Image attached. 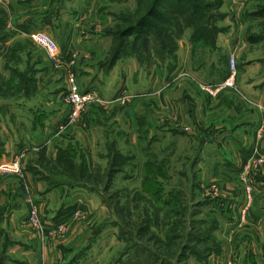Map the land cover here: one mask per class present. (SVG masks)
Returning <instances> with one entry per match:
<instances>
[{
	"label": "rangeland",
	"instance_id": "obj_1",
	"mask_svg": "<svg viewBox=\"0 0 264 264\" xmlns=\"http://www.w3.org/2000/svg\"><path fill=\"white\" fill-rule=\"evenodd\" d=\"M47 1L49 4H44ZM200 1L216 3L211 12L219 15L217 36L229 30L223 36L232 39L216 48L217 36L198 32L193 40L189 37L193 28H184L174 53L183 54L189 67L178 68L166 85L167 81L160 80L161 86L150 94L144 88H130L131 75L126 73L129 88L121 85L118 89L117 85L114 89L112 85L106 92L101 78L87 75L86 70L111 71L120 39L123 45L129 44L120 52L125 57L132 42L136 46L133 56L143 68L142 78L149 79L147 72L154 66L164 69L162 58L150 51L159 47L156 39L165 35L156 38L151 29L138 28L122 34L138 25L154 0H0V107L15 106L21 100L29 106L40 105L54 116L62 115L43 145L13 148L19 169L0 170V199L8 191L2 186L9 187L11 180L23 178L27 186L26 172L44 189L27 190L38 200L63 184L66 189L53 194L41 207L32 197L27 198V204L17 200L28 214L20 218L11 210L9 223L0 222V264H264V119L257 130L255 155L229 174L219 167L223 155L218 153L219 145L206 142L216 130L201 122L199 106L191 108L189 120L184 121L180 111L186 113V103L175 110L159 102L163 90H185L194 102L201 97L202 106H211L213 111H227L240 102L246 109L264 112V103L257 104L238 86L239 76L246 75L239 70V60L264 57V0ZM176 3L182 7L178 0H170L169 7L160 10L169 20L178 21L182 8L172 10ZM45 14L54 16V31L63 37V27L72 26L76 38L84 39L75 47L85 49H74L59 61L53 59L44 45L29 35L45 31L31 29L36 19L47 24L43 22ZM159 17L163 16L157 13L149 20L162 26L166 22ZM103 35L110 41L107 52L102 49L96 54L92 47ZM184 37L190 40L181 51ZM63 45H59L61 52ZM170 47L172 52V44ZM227 47H231L229 53H224ZM222 68H228V74L217 82L204 83L195 75L208 70L219 73ZM71 72L77 76L80 90L95 89L99 99L74 103L69 98ZM231 77L233 84L228 83ZM183 80H188L186 89L179 90ZM74 111L77 119L71 116ZM166 116L176 121L180 131H172L167 139L164 131L151 138L153 120L158 117L164 122ZM5 120L6 115L0 113V143L7 139L2 130ZM214 142L219 144L216 139ZM81 182L87 187L78 184ZM71 188L86 192L91 203L87 211L79 209L50 231L29 219L32 207H37L41 218V209L57 208L70 196ZM29 235L39 238L31 245L35 250L26 248L24 254L9 245L10 240H25ZM49 245L52 252H47ZM250 248L256 254L253 261L244 257Z\"/></svg>",
	"mask_w": 264,
	"mask_h": 264
},
{
	"label": "crops",
	"instance_id": "obj_2",
	"mask_svg": "<svg viewBox=\"0 0 264 264\" xmlns=\"http://www.w3.org/2000/svg\"><path fill=\"white\" fill-rule=\"evenodd\" d=\"M44 4H49V2L48 1L44 2ZM43 19H44L43 22L47 24L44 25L41 22H38V20L36 19L35 21H32V25H34V27H32L31 29L43 28L45 32L48 31L50 34L54 36L53 38L59 43V45L61 44L63 45L65 43L64 45L66 48L63 47L64 45L61 46L62 47L61 58H65L68 55H70L71 54L70 52L72 50L79 49L75 47L76 42L84 39L76 38L75 33L71 32L72 26H69V28L63 27V30L65 31V35L63 37L60 34H58L57 31L56 33L54 31V27L52 25V23H54V16H52L51 14H46V17H44ZM228 31L229 30L225 32H221L218 36L216 35L218 37L217 40L218 46L216 48H219L221 44L227 42L225 41V39H230V38L232 39V37L223 36V34L228 33ZM185 37L181 38V40H183L181 41V45H179V47L181 46V51L183 48L188 46L187 44L191 39V33L189 34L190 37L189 40L188 38ZM95 40H99V42L95 41L96 44H94V46L92 47L94 53L97 54L102 49L104 51L107 50L106 48L110 42L108 40L107 35H103L100 37L98 36V38ZM229 48L231 47H227L226 48L227 51H224V53H229ZM84 49L82 48L79 50H84ZM124 54L125 53L122 52L119 55V57L115 61L116 64L111 71L110 70L105 71L104 69L88 68V70H86V74L91 76L98 75V77L101 78V80L103 81V88L106 89V92L110 91V88H112L113 86L115 89L117 85H118V89L121 88V85H123L124 88L128 87L127 84L129 85L128 83L129 80L130 88L131 87L132 89L144 88L147 91L150 90L149 93L152 94L151 89L158 87L160 85L158 83L160 82V80L163 79L164 82L167 81L166 83H164L166 85L169 82L173 81V77L176 75L175 72L178 68L183 70L189 67V62L187 58L183 54L179 53L176 54L175 61L178 58L177 60L178 62L175 68H173L172 65L170 66L169 58L162 59L164 69L162 67L160 68L154 66L153 68L149 69V72H147L149 79H145L142 78L144 74L143 68L139 66L138 61L136 62L137 59L133 56L134 51L131 50L126 57L123 56ZM226 58L228 59V57ZM238 65L241 73L246 74L245 76L243 75L239 76L238 86H240V88L242 87L241 89L243 91L240 88L239 89L242 92L246 93L250 99L252 100L254 99L255 102H257V104L264 103V57L247 56L242 61L239 60ZM194 70L192 69V72ZM253 71H255V73H253ZM124 73H126L128 77H130L131 75V78L128 80L124 78L125 76ZM227 74H228V68H222L221 72L219 73H216L213 70L211 71L208 70V72L206 71V73H204L203 75L198 71L195 73L196 77L199 76L204 81V83L220 81ZM186 81L188 80H183L180 83L179 90H181L183 87L185 88L184 82ZM189 85H191V83ZM173 86L174 85L172 84V87ZM189 87L190 86H188V88ZM193 98H194L193 95L191 93L188 94L187 91L185 92V90L179 92L178 91L166 92V90H163V96L159 97L160 99L159 102L164 107L170 109L174 108L175 110L176 108L180 109V106H183L186 103L188 105V110L186 111V113H182L180 111L181 113L180 117L184 121L189 120L188 115L190 113V109L191 108L194 109L195 105L199 106V111L203 114L202 117L203 121L201 122L205 123V126H208L210 124L213 127L212 129L216 130L214 136H217V138L215 139L219 141V144H217V142H214L215 139L214 136L212 135L206 137L207 140L206 142L210 145H219V147L217 148L219 151L218 153L223 154L221 156V159H218V162L220 164L219 167L221 171L228 172L229 174L232 173L231 171H235V172L239 171L242 164L245 161L250 160L251 157L255 155L254 150H255V145H257V130L258 128H261V121L264 119V112L259 113V111L253 110L251 108H250L251 110L246 109L245 107L247 106L243 103V101L242 103L245 105V107L243 104H240V102H238L239 104L237 105L233 103L235 107L232 109L229 108L227 111H213L211 106L208 108L202 106L203 102L202 100H200L201 97H199V100H197L196 102L193 101ZM17 104L18 105L15 106L0 107L3 108L2 110H0V113L6 115V120L3 121L4 125L2 126V130L4 132L5 137H7L6 142L0 143L1 144L0 164L13 160L15 155V151L13 150V148H19V147L23 148L28 144L37 145V146L43 145L45 140L49 137L50 130L54 129L55 123L62 116L60 113H57V115L54 116L52 115L51 112L47 111L45 108L41 107L40 105L29 106L26 105V103L21 102V100H19ZM148 117L150 119L152 115L149 113ZM170 118L171 116L164 117L163 118L164 122H160L158 117L155 120H153L155 123V127H154L155 129L152 130L150 129L151 133L150 132L149 133L151 135L150 134L149 135L151 136V138L154 137L155 139L164 131L166 135L165 139H167L169 138V133L172 134V131L179 130L176 121L175 120L173 121ZM32 128L35 129L32 130ZM181 132L185 134V132H183L182 130ZM182 133H179L180 139L183 138ZM228 145H231L233 149L231 150L225 149V147H227ZM261 151L262 154L264 155V148ZM27 170L30 169L28 168ZM261 174L264 177V172H261ZM24 176L26 178L27 186L23 185L24 183L23 178L20 180L17 179L15 181L11 180L12 184H10L9 187H7L6 185L2 186L5 189H8V191L2 194L3 199H0V222L4 223L5 221L9 223V221L11 220L10 219L11 210H12V214H16L20 218L27 217L28 211H24V209L23 210L20 209L19 207L20 203H18L19 205H17L18 199L21 202L24 200L25 203L27 204V198L32 197L33 200L35 201V203L34 202L33 203L37 207L38 206L41 207L43 202H47V203L50 202L53 194H58L59 192L63 193V191L66 190L64 189L65 187L64 184L61 187H58L53 190H51L52 188L47 189L51 191H46V193L44 194L45 198L41 197L38 200L33 196H29L27 190L35 189V190H41L42 192L44 189L41 188L39 189L41 184H38L36 181H34L32 175H30L29 172H26ZM261 182H264V179ZM28 183L31 184V187H28ZM69 191H71L70 196L64 199L65 202L61 200L60 205L58 203L59 205L57 207L58 209L53 207L54 205H52L51 209H49L48 211L47 210L44 211L41 209L42 216L40 219L43 222L44 227L46 226L45 231H50L54 227L60 226V224L64 223L65 219L70 218V216L74 215V213L77 212L79 209H82L83 211L88 210V206H90L91 203L86 192L78 188L77 189L71 188L69 189ZM36 201L39 203H36ZM61 206L63 207L61 208ZM51 222H53L52 225ZM66 223L68 224V222ZM26 238L25 240L23 239H15L14 241L10 240L11 243H9V245L13 244L14 248L17 251L23 252L25 254L24 250H26V248L28 249L29 247H31L29 248V250L33 249L31 245L35 244V242L38 241L39 239L31 235L27 236ZM51 247L50 245L46 247L47 252H52ZM252 250L253 249L250 248L247 251V254L244 255V257H246L247 255V257H249L253 261V255L256 256V254ZM240 255L241 254L239 253L238 256Z\"/></svg>",
	"mask_w": 264,
	"mask_h": 264
},
{
	"label": "trees",
	"instance_id": "obj_3",
	"mask_svg": "<svg viewBox=\"0 0 264 264\" xmlns=\"http://www.w3.org/2000/svg\"><path fill=\"white\" fill-rule=\"evenodd\" d=\"M169 1L170 0H154L152 6L150 7L148 13H146L137 23V26L131 27L132 29H128L125 31H122V34H125V32H134L138 29H151L150 32H152L156 38L158 37L157 34H163V36L166 34L170 36L169 38H164L162 40L156 39L159 43V47L157 49H152V51L155 53V55L159 56L162 59L169 58L170 66L172 65L174 67L175 65V59L176 54L174 53V50L176 47V42L179 41V38L181 37L183 33V29L186 27H192L193 31L191 34V39L196 40L198 38V32H210L212 35V38H215L220 27L216 24L217 18H219V15L211 12V9L216 6V3L214 1L205 3L201 2L200 0H178V3H180V6L177 5V3L172 6V10H175L177 8H182L178 11L177 17L178 21L175 20H169L168 17L166 18V13L161 12L162 9H167L169 7ZM218 5V4H217ZM164 6V7H163ZM162 15L163 17H159L160 20L166 22L164 25L159 26L156 23H151L149 20L152 15L157 14ZM185 15V18L183 15ZM46 16V14L44 15ZM196 17H203L200 20H198ZM171 19V18H170ZM169 20V21H167ZM200 22V23H199ZM139 26V27H138ZM162 30V32H160ZM120 45L119 47H115L114 49V56L113 59H117L120 55V52L123 50L122 39H120ZM171 44L173 47V50L171 52ZM129 45V44H127ZM135 45L132 42L130 45L131 50H135ZM82 186L87 187V184L85 182L78 183ZM75 186V185H72ZM171 191V190H170ZM169 191V192H170Z\"/></svg>",
	"mask_w": 264,
	"mask_h": 264
},
{
	"label": "built area",
	"instance_id": "obj_4",
	"mask_svg": "<svg viewBox=\"0 0 264 264\" xmlns=\"http://www.w3.org/2000/svg\"><path fill=\"white\" fill-rule=\"evenodd\" d=\"M30 37L34 38L37 42H40L42 46L46 48L49 55L55 59L56 61L61 60V49L58 44V42L47 32L45 31H32L30 33ZM232 58L231 65L233 66V70H236V62L234 56ZM232 82H228L229 84H233V80L231 77ZM70 87H69V98L75 103H84L88 101H94L99 99V94L95 89H91L88 91L80 90L79 82L77 80V76L71 72L69 77ZM262 107V106H261ZM75 111L73 113L72 118L77 119L79 115H75ZM19 169V164L15 160H11L5 163L0 164V170L1 171H14V169ZM30 216L29 219H34V223L38 225H43V222L39 218V213L37 211V207L34 206V209L32 207V210H30Z\"/></svg>",
	"mask_w": 264,
	"mask_h": 264
}]
</instances>
